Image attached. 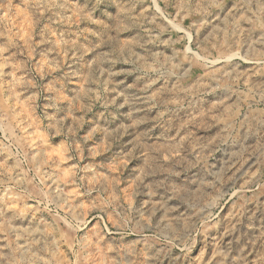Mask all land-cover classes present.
<instances>
[{
	"label": "rangeland",
	"instance_id": "374dc122",
	"mask_svg": "<svg viewBox=\"0 0 264 264\" xmlns=\"http://www.w3.org/2000/svg\"><path fill=\"white\" fill-rule=\"evenodd\" d=\"M0 264H264V0H0Z\"/></svg>",
	"mask_w": 264,
	"mask_h": 264
}]
</instances>
